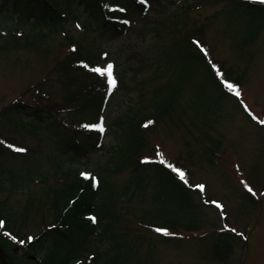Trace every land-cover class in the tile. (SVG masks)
Returning <instances> with one entry per match:
<instances>
[{
  "label": "rangeland",
  "instance_id": "rangeland-1",
  "mask_svg": "<svg viewBox=\"0 0 264 264\" xmlns=\"http://www.w3.org/2000/svg\"><path fill=\"white\" fill-rule=\"evenodd\" d=\"M147 2L145 14L122 5L129 26L117 36L105 32L96 43H92L96 30L83 33L66 15L62 28L49 32L38 44L14 46L18 31L7 37L6 33L10 27L20 28L13 25L20 16L14 14L9 19L0 13V173L15 181L14 191L0 189V200L20 211L27 197L44 199L54 188L68 184L63 169L87 177L100 165L118 164L120 170H105L99 177L110 197L116 237L92 236L74 254L88 247L105 250L116 240L123 247V264H264V19L254 20L231 10L229 0ZM1 7L10 10L12 0H0ZM74 8L82 10L81 6ZM76 20L87 23L83 14ZM198 26L203 27L202 35L193 41L188 36ZM255 28L253 41L244 44ZM67 36L98 51V68L112 64L116 81L101 114L67 120L69 129L105 130L102 146L91 151L88 160L57 155L60 127L48 129L47 121L42 123L45 128L33 132L15 113L3 114L12 103H34L38 97L35 88L44 82L51 104L60 99V79L51 65L54 57L68 49ZM4 38L9 43L2 46ZM188 40L199 45L207 66L188 56ZM220 69L240 80L230 81L220 75ZM103 78L108 83L107 74ZM226 84L233 85L240 96ZM167 100L171 101L168 113L155 119V108ZM134 110L137 116L133 119L146 120L140 132L144 147L137 152V159L163 160L172 171L183 172L191 186L186 204L156 195L153 179L142 190L127 187L133 179V156L125 151L111 156L110 149L121 143L119 127L126 125ZM23 116L34 118V108H26ZM126 136L125 130L122 144L130 147ZM16 148L25 151L18 153ZM166 218H192L199 228H174L165 235L150 220L161 223ZM34 229L29 231L31 235L38 233ZM221 232L233 235L231 251L223 260L210 256L211 243ZM0 246L6 264L8 260L11 264H38L30 255L40 259L26 250L25 242L4 233L0 234Z\"/></svg>",
  "mask_w": 264,
  "mask_h": 264
},
{
  "label": "trees",
  "instance_id": "trees-1",
  "mask_svg": "<svg viewBox=\"0 0 264 264\" xmlns=\"http://www.w3.org/2000/svg\"><path fill=\"white\" fill-rule=\"evenodd\" d=\"M104 3L109 5L105 6ZM229 4H231V10L240 11L248 18L264 19V3L261 0H229ZM122 5L144 14L149 7L147 0L142 3L139 0H63L62 4H57L56 0H12L11 9L6 10L1 7L0 13H4L3 15L9 19H13L14 14L20 16L13 24L19 25L20 28L10 27L6 37L18 31V35L13 37V45H21L25 48L38 44L48 36L49 32L62 28L61 21L66 15L74 22L77 21L78 15L85 16L87 23L77 21V25L83 33L97 31L92 43H96L98 37H102L105 32L113 36L122 34L129 26V17L125 12L127 10ZM74 6H81L82 10ZM42 27H45V30H42ZM202 29V26L195 27L188 38L193 41L199 40L197 36L202 35ZM257 31V28L251 30L244 44L253 41ZM8 43L9 40L4 38L1 45ZM188 44L190 45L186 47L188 56L197 59L199 65L205 63V57L199 45L189 40ZM65 45L68 49L59 57H54L51 65L53 73L60 79L59 86L62 90L60 99H56V102L51 104L53 99L46 90L47 83L44 82L35 88L38 97L34 103H12L3 114L15 113L21 122H24V127L33 132L41 127L45 128L42 123L47 121L48 129L51 126L60 127L61 136L56 148L57 155L70 160L78 157L88 160L90 152L102 146L104 132L98 129L91 131L69 129L66 125L67 120L80 119L91 113L101 114L108 104L113 89L109 90L103 76L93 72L94 68H98V58L101 57L98 51L94 52L90 47L84 48L80 43H75L70 36H67ZM212 74L210 72V77L215 80ZM220 75L235 83L240 80L239 76L231 78L232 73H229L227 69L225 71L220 69ZM169 103L171 101L167 100L155 108V119L168 113ZM57 105L62 106L61 110L56 109ZM28 107L34 108V118L23 116ZM136 112L137 110H134L132 115L127 116L129 118L126 125L119 127L118 139L121 143L110 149L111 156L120 151L128 152L133 156L130 164L133 179L127 187L142 190L146 182L153 179L158 187L156 195L180 205L186 204L191 188L184 179L178 177L159 160L137 159V152L144 147L140 132L144 129L141 124L145 119H133L137 116ZM122 121L124 123L125 119ZM125 130L127 135L125 142L129 143L130 147L122 144ZM0 152H2L1 148ZM57 167L60 169L59 165ZM120 169L118 164L100 165L87 178L80 177L75 171L63 169L69 177L68 184L54 188L44 199H38L35 196L27 197L20 211H14L11 206H7L5 199L0 200V234L4 233L19 243L25 242L26 250L40 256V264H123V247L117 244L116 240H113L105 250H91L88 247L78 254L73 253L79 251L81 243L90 240L92 236L108 235L111 239H115L110 197L105 182L102 183L99 177L102 171ZM28 176H30L29 173ZM93 178H95L94 181ZM14 187L13 178L8 179L0 173V189L14 191ZM91 218H95V222ZM159 221L150 220L164 232L174 228L185 231L199 228L192 218L180 219V221L166 218L161 220V223ZM31 225L37 228L34 229L35 227ZM32 229L38 233L31 235L29 231ZM231 238L233 235L228 232L218 233L211 243L210 256L214 259H225L231 251ZM100 260H102L101 263ZM8 264H11L10 260Z\"/></svg>",
  "mask_w": 264,
  "mask_h": 264
},
{
  "label": "snow or ice",
  "instance_id": "snow-or-ice-1",
  "mask_svg": "<svg viewBox=\"0 0 264 264\" xmlns=\"http://www.w3.org/2000/svg\"><path fill=\"white\" fill-rule=\"evenodd\" d=\"M262 3H264V0H261ZM203 50V49H202ZM112 69H113V65L112 64H108L107 67L105 69H100V68H94L93 72L100 74L101 76L107 74V79H108V85H109V90H111L112 88H114L116 86V81L113 78V73H112ZM226 86L236 95V96H240V92L231 84H226ZM247 110V109H246ZM152 122L149 121L148 124H151ZM262 124H264V121H261ZM148 124H145L144 126L147 127ZM101 131H103V128L100 129ZM15 151L17 152H23L25 151V149L22 148H16ZM162 164L164 163L163 160L160 161ZM169 167H171V165H168ZM174 172H178L180 175V178L183 180L185 178V174L183 172H180L178 169L173 168ZM95 178H93L94 181ZM200 188V190L203 192L204 190V186L200 185L198 186ZM250 192L252 191L251 188L248 189ZM217 207H220V205L217 204ZM93 220V222H95V218H91ZM158 232L161 231V229H157ZM165 235H168V232H164Z\"/></svg>",
  "mask_w": 264,
  "mask_h": 264
},
{
  "label": "water",
  "instance_id": "water-1",
  "mask_svg": "<svg viewBox=\"0 0 264 264\" xmlns=\"http://www.w3.org/2000/svg\"><path fill=\"white\" fill-rule=\"evenodd\" d=\"M30 258H34V257L33 256H30ZM0 264H6L4 251L1 248V246H0Z\"/></svg>",
  "mask_w": 264,
  "mask_h": 264
}]
</instances>
